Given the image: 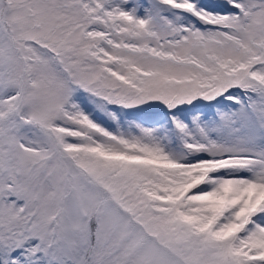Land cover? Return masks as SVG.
Masks as SVG:
<instances>
[{"label": "snow or ice", "instance_id": "6c2138e0", "mask_svg": "<svg viewBox=\"0 0 264 264\" xmlns=\"http://www.w3.org/2000/svg\"><path fill=\"white\" fill-rule=\"evenodd\" d=\"M0 264H264V0H0Z\"/></svg>", "mask_w": 264, "mask_h": 264}]
</instances>
